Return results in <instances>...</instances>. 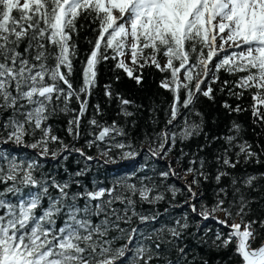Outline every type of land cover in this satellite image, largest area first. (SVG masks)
<instances>
[{"label": "snow or ice", "instance_id": "snow-or-ice-1", "mask_svg": "<svg viewBox=\"0 0 264 264\" xmlns=\"http://www.w3.org/2000/svg\"><path fill=\"white\" fill-rule=\"evenodd\" d=\"M0 264H264V0H0Z\"/></svg>", "mask_w": 264, "mask_h": 264}, {"label": "trees", "instance_id": "trees-1", "mask_svg": "<svg viewBox=\"0 0 264 264\" xmlns=\"http://www.w3.org/2000/svg\"><path fill=\"white\" fill-rule=\"evenodd\" d=\"M110 75H111V73L107 72V70L103 66H101V69H100V80H99V84L101 85V88H97L96 89V91L94 93V99L92 100V103H96V98H99L100 103L102 105H104V107L106 109V112H107V114L109 116L114 115L117 106H116L115 102H113L111 104V106L107 105V103L105 102V100L103 98V94H102V90L101 89H102L103 84L108 82V79H109ZM121 90L125 91L126 94H129V92H130V98L134 99L136 104H138V105L139 104H143V105L147 106L149 104V102H150V99L152 98V91L154 90V86L147 92H136L135 90H129V89H124V88H122ZM246 96H247V94H246ZM156 99H157V103H159L161 98L157 97ZM229 102L231 103L232 100H230ZM244 103L245 104L248 103V100L245 99ZM145 115H146V113H145ZM249 116H250V114H248V115L240 114L238 119L240 120V122H242L245 125H247L248 122H249ZM63 119L64 118L61 117L60 119L55 121L56 125L62 127L63 125H62L61 121ZM60 134L63 135V133H60ZM82 144H83V140H81L80 143H78L76 146L80 147ZM89 154H94V152L93 151H89ZM161 166H163V165L161 164ZM110 171H112V169H110ZM163 206H166V205H163Z\"/></svg>", "mask_w": 264, "mask_h": 264}, {"label": "water", "instance_id": "water-1", "mask_svg": "<svg viewBox=\"0 0 264 264\" xmlns=\"http://www.w3.org/2000/svg\"><path fill=\"white\" fill-rule=\"evenodd\" d=\"M209 223L211 224L212 222L210 221Z\"/></svg>", "mask_w": 264, "mask_h": 264}]
</instances>
